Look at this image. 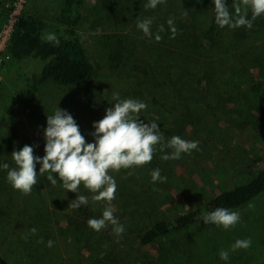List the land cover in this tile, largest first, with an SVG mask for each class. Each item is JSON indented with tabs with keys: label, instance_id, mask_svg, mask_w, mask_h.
<instances>
[{
	"label": "rangeland",
	"instance_id": "obj_1",
	"mask_svg": "<svg viewBox=\"0 0 264 264\" xmlns=\"http://www.w3.org/2000/svg\"><path fill=\"white\" fill-rule=\"evenodd\" d=\"M13 1L0 0V8L6 3V14L0 9V35L9 24ZM63 1L26 0L23 11L51 20ZM195 2L207 7L199 6L200 14L193 17L189 5ZM147 3L148 0H116L122 13L118 14L106 0H84L79 36L98 69L96 115L89 113L81 89L48 82L30 104L16 110L12 119L18 133L14 150L32 146L34 155L42 158L47 116L54 115L58 107L67 111L86 142L93 143V124L104 118L107 108L114 106L117 101L113 94L118 93L121 100L131 98L147 105L139 119L146 124L157 123L163 143L173 136L198 142L197 150L182 154L180 159L162 160L161 156L171 154L172 150L165 148L160 152L157 146L149 164L110 173L117 184L112 202L114 216L131 236L156 222L184 216L221 191L244 184L264 170V32L238 41L235 34L239 28L226 26L214 46H205L202 37L215 15L212 0H165L155 9H146ZM115 16L122 23L113 22ZM148 18L153 21L151 37L137 27L138 20ZM169 19L174 20L177 30L174 39ZM161 25L164 31L159 32L162 39L157 42L155 35ZM121 41L124 63L120 70L113 71L108 61L110 47ZM179 63H186L185 74L194 73L190 79L187 77L190 84H186L182 100L176 96L177 88H171L184 73ZM41 67L42 63L32 58L19 62L10 58L4 62L0 68V121L17 94L25 90V78ZM184 114L185 132L178 135L176 129L177 133H173L176 121ZM11 154L0 165L6 159L14 163ZM40 167H36L38 173ZM155 169L167 178L164 182L153 183L151 173ZM8 170L0 167V176L7 177ZM48 175L57 179L55 186ZM1 180L4 179L0 177ZM37 181L30 195L13 189L9 196L0 187V264H36L29 256L34 249H40L39 256H44L41 264H83L80 253L86 242L75 240L66 221L83 214L100 219L108 205L93 202L92 193L81 184L78 195L88 197L89 203L80 209L71 208L77 194L67 192L55 173L38 174ZM45 191L48 204L41 202L45 201ZM235 211L240 221L233 228L225 230L208 224L186 233L187 239L201 242L195 264L264 262V195ZM104 231L110 232L111 237L116 235L110 224L96 233ZM41 239L43 243L38 242ZM245 239H251L247 250H232L237 240ZM49 240L54 241L51 248L47 246ZM160 247L156 243L141 250L155 256ZM221 250L229 253L227 261L220 258Z\"/></svg>",
	"mask_w": 264,
	"mask_h": 264
},
{
	"label": "trees",
	"instance_id": "obj_2",
	"mask_svg": "<svg viewBox=\"0 0 264 264\" xmlns=\"http://www.w3.org/2000/svg\"><path fill=\"white\" fill-rule=\"evenodd\" d=\"M106 1L113 12L122 14L117 7L116 0ZM226 3L232 12L233 0H226ZM5 5V2L2 3L0 9L6 14ZM83 5L84 0H64L51 20L27 13L25 10L15 22L7 45V54L16 62L29 58L39 60L42 67L38 72L25 78V90L17 94L14 104L0 121V161L14 151L18 133L12 126V119L16 110L30 104L40 89L48 82L81 89L89 113L91 116L96 115L98 69L90 60L79 36V28L84 17ZM201 5L207 7L202 2L189 5L193 17L200 14L199 6ZM248 18L251 19V11ZM113 22L120 24L122 19H117L115 16ZM225 28H221L215 23L214 15L202 37V44L214 46ZM261 32H264V14L253 22L251 29L239 27L235 37L238 41H247ZM47 34H54L59 40V44L42 39ZM124 58L123 41L116 47H110L108 61L111 70H120ZM185 64L179 63V66L183 67L182 71L185 69ZM186 72L188 69L171 86V88H177L176 96L180 100H182V92L186 91V84H190L188 82L190 76L194 75L193 71L188 74H185ZM169 80L172 85L171 79ZM185 116L186 114L176 121L173 133H177L176 129L178 135L185 132L187 123L184 119ZM178 117L179 114L176 118ZM4 163L9 165V169L14 167V163L10 159H6L2 164ZM56 175L58 176V174ZM0 177L4 179L0 181L2 191L10 196L13 187L7 177L3 175ZM262 195H264V170L244 184L221 191L208 203L197 207L188 214L156 222L148 229L136 230L139 232L134 236H131V233L123 232L119 237L114 236L118 238L116 240L110 236L108 231L96 233L87 224L89 219L95 217L92 214H89L88 218L85 214L79 217H69L66 225L69 230L74 232L75 240L78 243H83V239L86 242L80 253L84 259L82 260L83 264H195L200 254L201 242H197L191 237L187 239L186 233L196 226L208 225L203 222L204 217L217 208L235 211L247 206ZM42 196L45 201L41 202L48 204L50 200L47 191ZM129 236H131L130 239ZM156 243H160L161 247L155 256L145 255L141 250ZM39 254L40 249H34L29 254L36 264L43 262L44 256L41 257Z\"/></svg>",
	"mask_w": 264,
	"mask_h": 264
},
{
	"label": "clouds",
	"instance_id": "obj_3",
	"mask_svg": "<svg viewBox=\"0 0 264 264\" xmlns=\"http://www.w3.org/2000/svg\"><path fill=\"white\" fill-rule=\"evenodd\" d=\"M165 0H148L145 8L155 9ZM215 11V23L221 27L236 29L247 27L251 29L253 22L264 14V0H233L231 12L226 0H212ZM251 9V19L248 18V10ZM152 19H144L137 22V27L143 31L147 37L152 36ZM172 37L175 38L176 28L174 20L167 21ZM161 25L155 40L159 42L162 37L159 32H163ZM48 42L59 44V40L54 34H47L42 37ZM113 99L117 102L113 107L106 109V115L98 122H94L95 131L91 133L94 137L93 143L86 142L79 125L71 114L58 107L54 115L47 116V127L44 130L46 140L45 155L41 158L34 155V148L25 145L21 150H14L11 157L15 167L9 169V165H0L8 170L7 179L14 190L20 191L23 195H30L33 186L38 183L37 176L44 173L58 174L62 186L67 192L77 194V199L71 201L70 206L80 209L89 203L88 197L78 195L79 188L83 184L84 188L92 193L93 202H104L108 206L102 214V218H92L87 221L89 228L96 232L106 228L109 224L113 226V231L119 237L124 231L118 219L114 216L112 202L115 199L117 184L112 172L119 173L121 169H131L149 164L157 151L164 152L165 148L171 149V154H164L161 159L164 161L180 159L182 154H191L198 149V142L186 141L179 136H173L167 143H163L164 136L158 124L144 123L139 119V113L146 109L147 105L135 99L121 100L118 93L113 94ZM41 165L39 173L37 165ZM131 175V173H129ZM153 183L164 182L167 178L162 177L159 169L151 173ZM47 179L55 186L57 179L53 175H48ZM240 221L239 213L226 208H217L204 217L205 224H212L217 227L222 226L225 230L233 228ZM36 233V229H31ZM43 243V239L38 241ZM54 241L49 240L47 246L51 248ZM251 246V239L237 240L232 245V250L245 249ZM220 258L227 261L229 253L221 250Z\"/></svg>",
	"mask_w": 264,
	"mask_h": 264
},
{
	"label": "built area",
	"instance_id": "obj_4",
	"mask_svg": "<svg viewBox=\"0 0 264 264\" xmlns=\"http://www.w3.org/2000/svg\"><path fill=\"white\" fill-rule=\"evenodd\" d=\"M26 0H14L11 6L10 21L6 29L0 35V68L3 66L4 62L9 60L11 57L7 54V45L10 40L11 33L15 22L19 19L22 12H24V6Z\"/></svg>",
	"mask_w": 264,
	"mask_h": 264
}]
</instances>
